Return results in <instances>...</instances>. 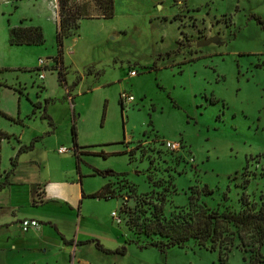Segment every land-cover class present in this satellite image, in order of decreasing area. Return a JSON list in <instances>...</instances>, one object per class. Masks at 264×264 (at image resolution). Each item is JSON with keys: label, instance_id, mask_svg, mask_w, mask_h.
I'll return each instance as SVG.
<instances>
[{"label": "rangeland", "instance_id": "374dc122", "mask_svg": "<svg viewBox=\"0 0 264 264\" xmlns=\"http://www.w3.org/2000/svg\"><path fill=\"white\" fill-rule=\"evenodd\" d=\"M73 2L93 16L65 37L61 67L58 0H0V107L12 117L3 125L33 145L22 176L44 160L50 176L77 174L75 120L83 187L99 191L111 170L127 176L115 180L119 197L86 198L83 264H246L234 226L229 248L191 239L162 251L148 243L167 238L137 232L130 216L149 222L145 198L165 201L171 219L193 195L223 212L242 209L244 191L264 194V0H116L112 18L95 0ZM13 25L35 26L44 43L12 45ZM41 59L53 67L41 69ZM123 92L135 100L122 104Z\"/></svg>", "mask_w": 264, "mask_h": 264}, {"label": "crops", "instance_id": "0c3cea01", "mask_svg": "<svg viewBox=\"0 0 264 264\" xmlns=\"http://www.w3.org/2000/svg\"><path fill=\"white\" fill-rule=\"evenodd\" d=\"M30 26L33 25L24 27ZM39 105L41 107V103ZM0 110L3 111L1 107ZM3 118L6 116L0 114V128L12 137L4 138L1 146V152L8 146L11 149L8 165L4 164V154L1 156L0 264H83V207L89 194L98 191L88 190L86 184L83 187L81 149L85 147L79 144L80 161L77 160V169L74 168L77 174L69 169L72 176H50L49 170L46 171L48 162L44 160L35 165V175L22 176L21 157L30 149L20 150L28 143L20 139L14 129H6ZM71 135L73 139L72 129ZM73 149L75 151V144ZM15 158L16 164H13ZM24 162L35 164L34 160ZM74 174L78 175L76 179ZM114 178L106 179L104 185L114 182ZM24 219H37L40 225L24 230Z\"/></svg>", "mask_w": 264, "mask_h": 264}, {"label": "trees", "instance_id": "16d2710c", "mask_svg": "<svg viewBox=\"0 0 264 264\" xmlns=\"http://www.w3.org/2000/svg\"><path fill=\"white\" fill-rule=\"evenodd\" d=\"M74 0H58V43L59 54L58 59L63 66L64 58V39L72 35H76L80 28V20L84 17L93 16L84 14L80 11V7L75 5ZM96 5L100 11V16L105 18H112L115 16L116 0H95ZM35 26H12L10 42L12 44H43L45 41L42 32H39ZM157 65H155L156 67ZM60 79L63 78V71H59ZM1 86V82H0ZM122 103V102H121ZM36 104V107H39ZM0 114L12 118L7 113L0 110ZM43 116L50 120L53 124L52 117L47 113ZM73 141L75 144V152H78V128L77 122L74 120L73 126ZM12 137L11 134L5 132L0 128V173H1V146L4 138ZM31 146H23L20 150L27 149ZM131 156H134L131 150ZM80 161V157L78 155ZM13 164H16V158L13 159ZM110 175L118 177L125 174H119L115 171H110ZM114 182H108L97 192L89 194L90 197L96 198H114L120 196V188H117ZM207 193H212L213 190L208 186L204 188ZM123 194V193H122ZM121 194V195H122ZM142 194V193H141ZM146 196L149 192H144ZM199 197L191 196L188 211L181 213L177 217L168 219L164 214L165 201H149L146 198L142 200L144 206L149 204L151 215L148 217L149 222L134 223L130 216V223L135 226L137 232H145L148 235H161L167 238L165 240H153L148 244H152L166 251L168 248L179 245L185 246L191 239H197L201 246H206L211 241V248H229L234 244V237L230 236L233 233L232 226L236 227L240 232L238 234L241 245L244 251L250 252L251 255H245L244 260L246 264H264V194L259 200L251 199V195L244 191L241 195L242 209L239 211L212 210L205 203H200ZM145 209V211H149ZM185 210V209H184ZM147 244V245H148ZM98 247L102 248L100 242H97ZM222 259V256H221ZM225 262L224 259H222Z\"/></svg>", "mask_w": 264, "mask_h": 264}, {"label": "built area", "instance_id": "2783aa9c", "mask_svg": "<svg viewBox=\"0 0 264 264\" xmlns=\"http://www.w3.org/2000/svg\"><path fill=\"white\" fill-rule=\"evenodd\" d=\"M40 63H41V66H40L41 69H46V68L50 67L51 64H52V63H49L48 61H46L44 59H41ZM137 73H138L137 70L132 69V74L136 75ZM39 75H40L41 79H44L46 77L44 72L40 73ZM134 100H135V97L132 94H129L127 92H123L121 94V102H122V104L131 103ZM165 144H166V147L171 149L172 151H179L182 148V145H181L180 141L168 140V141L165 142ZM60 150L65 152V151H68V148L62 147ZM39 225H40V221L37 220V219H24L22 221V226H23L24 230H28L31 227H36V226H39Z\"/></svg>", "mask_w": 264, "mask_h": 264}, {"label": "water", "instance_id": "95a60500", "mask_svg": "<svg viewBox=\"0 0 264 264\" xmlns=\"http://www.w3.org/2000/svg\"><path fill=\"white\" fill-rule=\"evenodd\" d=\"M205 43H208V42H203V43H201V44H205Z\"/></svg>", "mask_w": 264, "mask_h": 264}]
</instances>
